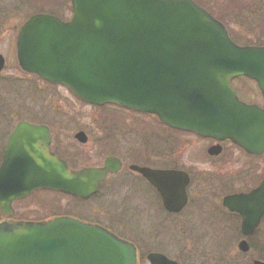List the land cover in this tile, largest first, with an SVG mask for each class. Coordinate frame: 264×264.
Wrapping results in <instances>:
<instances>
[{
  "label": "water",
  "instance_id": "obj_1",
  "mask_svg": "<svg viewBox=\"0 0 264 264\" xmlns=\"http://www.w3.org/2000/svg\"><path fill=\"white\" fill-rule=\"evenodd\" d=\"M67 21L37 13L16 39L19 67L68 87L92 104H116L157 116L200 137L230 140L248 154L264 151V46L237 45L224 27L193 0H70ZM4 58L0 54V70ZM256 82L263 107L240 101L231 80ZM74 137L83 142L85 135ZM219 146L207 152L217 155ZM121 167L108 156L100 167L78 170L49 149L45 126L19 122L0 164V211L37 189L87 198ZM160 193L167 210L186 200L187 175L132 166ZM222 203L242 217L249 235L264 213V177L248 193ZM238 248L246 251L243 240ZM149 264H179L148 253ZM134 245L106 229L71 217L43 222H0V264H137ZM254 264H264L255 260Z\"/></svg>",
  "mask_w": 264,
  "mask_h": 264
},
{
  "label": "rangeland",
  "instance_id": "obj_2",
  "mask_svg": "<svg viewBox=\"0 0 264 264\" xmlns=\"http://www.w3.org/2000/svg\"><path fill=\"white\" fill-rule=\"evenodd\" d=\"M59 1L63 2L62 12L64 16H68L69 10H65L68 2L55 0V3L59 5ZM200 1L207 8L212 9L214 16H218L224 20L236 42L242 44L264 43V40L258 37L259 29L262 25L257 26L256 17L250 15V9H246L247 7L240 9L242 0ZM251 1L247 0L249 3ZM204 5L201 6L204 7ZM34 7L31 4V0H0V18H8L11 20L10 23L12 25L17 24L36 12ZM5 30V26H2L0 31V52L5 56V66L0 74V121L4 123V133L9 129H6L7 124L11 125L21 115H29L31 112L36 114L57 113L60 115L61 120L65 119L67 121L63 127L66 131L65 138H62L66 142V148L74 149L73 142H70L73 141L72 135L74 129L86 128L90 130L93 129L94 124L95 128L100 130L118 126L117 123L114 125L113 121L109 123L108 119L112 118L121 120L122 128L127 131L124 134L140 140L144 146L155 145L158 139L164 141V146H170V143L173 141V145L179 147V151L183 154L185 162H193L196 167L202 169L208 168L201 151L205 143L204 140L196 139L189 134L172 133L166 128L157 125L152 116L140 117L138 114L116 107L106 106L97 108L84 104L74 98L67 89L60 85L47 86L23 76L24 73L18 68L15 58L14 36L10 35L11 33L8 30ZM232 86L239 100L246 103L262 104V98L252 81L246 79H241L240 81L234 80ZM98 119L102 121L96 125L95 120ZM168 135L171 139H168ZM126 143L127 141L124 144L122 142L115 144L114 146L117 149L108 147L98 148L99 162L104 156L109 154V151L115 150L120 153L121 151L138 149V146H140V144H137L136 146L131 145L129 147L125 145ZM88 148L91 150L92 147ZM232 155L233 158L231 160V168L228 169L229 172H234L235 167L238 165L246 166L251 162L247 157L240 155L239 151H233ZM92 159L93 156H84L80 162L94 161ZM256 162L259 166V172H261L264 168V161L258 159ZM204 191L206 192V189ZM203 194L205 193L203 192ZM49 198H51L50 194L45 192L33 193L27 199L14 204V213L10 218L13 220H39L46 218L49 215V211H53L56 208L50 203ZM122 199L127 200L126 194L116 193V195H113L109 200L110 208L108 210L116 218L113 220L118 223L120 220L124 226V228H117L119 234L132 239L137 244L140 253L145 254L149 250L157 249L167 254L168 257L180 260L183 264H251L247 261L248 258L246 256L240 258L238 255L237 233L234 231L226 232L227 228L222 224V222L227 223L223 220L224 215L221 212L211 217L205 215L206 212L204 211L211 210L213 207L214 212L217 211L215 210V201H213V204L209 201L206 203L205 199L200 209L202 213L200 212V214L194 217L189 216L188 213L175 217L155 216L153 208L147 206L144 211L145 214L142 213V216L131 218L121 211L126 202L125 200L123 204ZM58 201L63 210L69 208L76 210V207H80L79 205H74L72 200L67 198H60L55 203L57 204ZM105 204L108 205V200ZM105 204L100 201L99 213L104 210L102 206ZM143 204L145 203L143 202ZM90 205L92 203L87 204L88 208L92 207ZM81 210L86 209L83 208ZM147 212L150 214H146ZM85 213L87 214V212ZM204 215L207 217H204ZM0 218H2L1 215ZM220 226H224V228ZM258 238H264L263 229H260ZM139 264L148 263L144 258H141Z\"/></svg>",
  "mask_w": 264,
  "mask_h": 264
},
{
  "label": "flooded vegetation",
  "instance_id": "obj_3",
  "mask_svg": "<svg viewBox=\"0 0 264 264\" xmlns=\"http://www.w3.org/2000/svg\"><path fill=\"white\" fill-rule=\"evenodd\" d=\"M64 1L66 2V0ZM58 4L59 5H56L60 11H57V9H55L53 10V12L48 11V13H52L53 15L58 16L56 13H54L55 11H57L58 13L62 14V17H58H60L62 20H66L68 17L64 16V13L62 12L63 8L61 1H59ZM242 8L250 9V15L256 17L255 20L258 22L257 26L262 25L259 29L258 37L264 40V0H252L250 3L247 2V0H242L240 9ZM25 20L12 25L10 23V19L0 18V27L2 28V26H5V29L11 33L10 35L14 36V44L19 29ZM23 76L28 77V79L34 80L37 83L40 82L41 84L47 85L41 80L39 81L31 74L24 73ZM19 122H28L45 126L49 131L50 151L58 158L64 160L71 170H77L86 167H99L102 165L103 160L106 156H112L120 160V169L114 174H109L106 179L101 182L98 190L95 193L89 195L87 198L72 197L62 192L52 190H42L43 192L50 194L51 198H49V201L56 207L53 211H49V215L46 216V218L68 216L76 218L84 223L99 225L106 230L114 233L115 235L131 241L136 246L139 259L140 250L137 244L132 241V239L119 234L117 228H124V226L122 225V222L120 220L119 223L113 220L116 218H114L108 210V208H110L109 200L113 195H116V193H122L123 195L126 194L127 200L125 199V206L123 205L124 208L121 211L126 213L125 215L131 218L139 217L142 213L145 214L144 211L147 206H151L153 208L155 216L160 215L163 217H175L180 216L183 213H188L189 216L194 217L197 216V214H200V209L206 199V203L209 201L213 204V201H215V210L217 211L214 212L213 207L211 208V210L208 209V211H204L206 212L205 215L211 217L221 212V214L224 215L223 220L227 222H222V224L228 229H226V232L234 231L237 233V245L240 241L243 240L247 243L248 248L246 251H242L237 248V253L240 258L246 256L248 258L247 261H249V263L251 264H253L255 260L264 262V238H258L260 229L264 230V214L262 215L256 228L249 235H244L241 231V215L224 207L222 203V200L225 196L238 193H247L259 184L264 175V168L261 172H259V166L256 161L258 159H262L264 161V152L259 155L250 156L244 153L240 148H238L228 140L219 142L210 138H198L193 134H189L196 139L205 141L201 150L203 154H201L204 155L203 157H205V164L208 165V168L202 169L196 167L195 163L193 162H185L182 156L183 154L180 153L178 146L173 145V141L172 143H170V146H164V141H162V139H158V142H156L155 145H148L146 147L140 140L131 138V136L129 135H125L124 132L127 131H125L121 125L119 126L118 123V126H114L113 128L108 127L106 130L95 128V124L93 126V129L90 130H87L86 128L74 129L72 135L73 141L70 142H73V146L75 148L68 149L66 148L65 140L62 139L63 137L65 138L66 131L63 127L66 125L67 121H65V119L61 120L60 115H58L57 113L36 114L31 112V114L29 115L24 114L21 115V117L16 118V120H14L11 125L7 124L6 129H9L5 133L3 131L4 123L0 121V164L2 162L3 154L6 148L7 138L16 124ZM95 122L97 125L100 122V119L95 120ZM113 124H116L114 120ZM140 125L142 124L140 123ZM77 132L84 133L85 140L83 142L77 140L74 137ZM167 137L168 139H171L169 135ZM126 141V146L131 147V145L136 146L137 144H140V146H138V149L126 150L124 152L121 151L120 153L116 152L115 150L109 151V154L104 156L103 159L99 162V153L97 150L98 148L100 149L108 147L117 149V147L114 146L115 144L120 142L124 144ZM106 142H108L110 146H105L104 144ZM211 146H220V151L217 155L208 154L207 150ZM88 147H92L91 150H89ZM233 151H239L240 155L247 157L251 162L246 166L238 165L235 167L236 169H234V172H229L228 169L231 168ZM84 156H93L92 160L94 161L90 160L91 162H80L81 158ZM132 166L151 168L155 170H179L184 172L188 177V182L185 187L186 200L183 206L178 211L167 210L163 204L161 195L158 190L153 185H151L140 172L134 170ZM205 189L206 192L204 191ZM203 192L205 194H203ZM60 198L70 199L72 200L74 205H79L80 207H76V210H74V208L63 210L60 207L59 201L57 204L55 203L56 200H60ZM104 199H106V201L108 200V205L105 204L106 201H104ZM123 199L122 203L124 204L125 200ZM100 201H102L105 205L102 206L104 210L99 213ZM16 202L13 203V206ZM143 202L145 204H143ZM88 203H92V205H90L92 206L91 208H88ZM83 208H85L86 210H81ZM85 212H87V214ZM146 214L150 213L147 212ZM205 215L204 217H207ZM224 226L220 227L224 228ZM150 252L163 253L157 249L149 250L144 254L145 257ZM163 254L168 257L167 254ZM168 258L173 259L171 257ZM175 261L183 264L178 259Z\"/></svg>",
  "mask_w": 264,
  "mask_h": 264
},
{
  "label": "trees",
  "instance_id": "obj_4",
  "mask_svg": "<svg viewBox=\"0 0 264 264\" xmlns=\"http://www.w3.org/2000/svg\"><path fill=\"white\" fill-rule=\"evenodd\" d=\"M194 1H196V3H198L199 5H204L200 0H194ZM31 4H32V6H35L34 8L37 10V11H50V12H53L52 10H51V7H49V6H51L50 4H51V2H50V0H31ZM61 4H63V2L61 1ZM46 7V8H45ZM49 9H48V8ZM66 7V6H65ZM204 7L205 8H207L205 5H204ZM68 8V7H67ZM209 11H211L212 12V9L211 8H207ZM57 11H60L59 10V8H57ZM57 11H55L54 13H56L58 16H60V17H62V14L61 13H58ZM222 20V19H221ZM222 21H224V20H222ZM109 120V123H110V121L112 122L113 120H114V122L115 123H118V124H120V125H122L121 124V120H116V119H108ZM156 120V119H155ZM102 120H100V122H101ZM107 122V121H106ZM156 123L157 124H159V125H161V126H163V124H161L158 120H156ZM168 130H170L171 132H173V133H181L180 131H176V130H172V129H168ZM105 146H110L109 145V143L108 142H106L105 144H104ZM104 148H106V147H104Z\"/></svg>",
  "mask_w": 264,
  "mask_h": 264
}]
</instances>
